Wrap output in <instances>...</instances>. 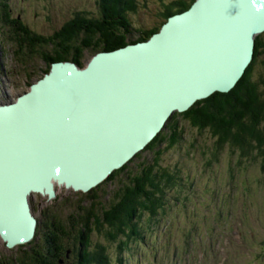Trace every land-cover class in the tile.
<instances>
[{
    "label": "water",
    "instance_id": "obj_1",
    "mask_svg": "<svg viewBox=\"0 0 264 264\" xmlns=\"http://www.w3.org/2000/svg\"><path fill=\"white\" fill-rule=\"evenodd\" d=\"M264 32V0H194L148 39L66 60L13 101H0V238L29 243V198L55 185L99 186L162 131L174 112L230 91Z\"/></svg>",
    "mask_w": 264,
    "mask_h": 264
},
{
    "label": "rangeland",
    "instance_id": "obj_2",
    "mask_svg": "<svg viewBox=\"0 0 264 264\" xmlns=\"http://www.w3.org/2000/svg\"><path fill=\"white\" fill-rule=\"evenodd\" d=\"M135 1L136 10L127 13L132 38L142 29L157 25L162 4L172 0ZM5 2L11 10L10 18L16 17L44 39L54 36L76 14L89 18L100 14L98 0H0V15ZM85 35L84 30H79L75 44ZM0 37V101L7 102L28 91L39 78L46 64L39 53H51L54 42L47 39L45 47L39 46L38 55L22 47L16 50L12 27L2 22ZM92 54L91 48H83L81 62L86 65ZM260 75L264 77V54L254 65V79L259 80ZM261 90L264 91V84ZM178 124L182 138L168 149L164 148L165 142L160 145L164 148L160 163L171 171L178 169L182 182L167 188V203L156 215L141 216L140 238L122 239L125 244L120 245V240H108L103 235V226L102 232L92 230L91 247L101 244L109 264H264V172L260 158L255 152L240 158L239 152L231 151L227 145L217 150L214 158L215 138L207 130L199 132L181 117ZM152 156L145 150L127 165L126 171ZM124 173L102 182L92 192L73 191L56 184L54 198L31 194V199L41 200V241L45 222L53 220L68 228V223L75 222L84 209H92L98 202L107 206L121 181H125ZM99 210L95 209L98 215ZM37 227L36 224L35 240L26 244L7 248L0 238V257L13 255L15 264L23 262L21 248L28 244L33 247V242L40 241Z\"/></svg>",
    "mask_w": 264,
    "mask_h": 264
},
{
    "label": "trees",
    "instance_id": "obj_3",
    "mask_svg": "<svg viewBox=\"0 0 264 264\" xmlns=\"http://www.w3.org/2000/svg\"><path fill=\"white\" fill-rule=\"evenodd\" d=\"M193 1L172 0L163 3L158 14L161 21L149 29H142L135 38H132L130 35L132 28L127 13L136 10L137 2L98 0L100 14L97 18L76 14L55 33V37L47 38L54 42V47L51 48V53L46 51L39 53L40 58L46 63L39 78L49 71L52 62L70 60L84 67V63L81 62L83 48H91L94 54L146 40L152 33L158 31L170 15L188 9ZM1 7L0 23L17 24L25 35L23 34L20 39L14 36V39L22 42V48L26 51L38 55L39 50L36 47L39 44L45 47L47 39L31 33L29 28L16 17L10 18L8 2ZM97 28H108L110 37L102 38L100 41L91 40L89 32ZM79 30H84L88 36L85 35L84 39L75 44L76 33ZM262 54H264V32L256 36L253 59L230 91L214 92L207 98L196 101L188 110L182 113L174 112L162 131L134 157L139 158L145 150H148L153 153L151 159H141L135 169L126 171L127 165L134 159L132 158L104 181L113 179L117 174L125 171V181H121V186L107 206L98 202L93 210L84 209V213L79 214L75 222L68 223V228L51 220V231L43 235L41 241V262L38 264H109L105 248L101 244L91 247L92 230L102 232L103 226L105 227L103 235L108 240H120V245L125 244V240L122 239L129 241L140 238L141 216L145 213L150 216L156 215L157 210L167 203V188H172L183 180L178 169L171 171L160 163L163 149L173 147L182 138L183 133L178 124L179 117L199 132L207 130L215 138V151L212 153L214 158L217 150L226 145L231 151L237 150L240 158L255 152L260 158L261 170L264 172V91L261 90L264 77L260 75L259 80L254 79V65ZM163 142L165 146L160 148ZM96 189L97 187L89 192ZM97 207L100 208L99 215L97 211L95 212ZM34 240L35 238L32 241ZM69 260L72 262L69 263Z\"/></svg>",
    "mask_w": 264,
    "mask_h": 264
},
{
    "label": "flooded vegetation",
    "instance_id": "obj_4",
    "mask_svg": "<svg viewBox=\"0 0 264 264\" xmlns=\"http://www.w3.org/2000/svg\"><path fill=\"white\" fill-rule=\"evenodd\" d=\"M8 11H11L10 8L8 9ZM5 24L12 27L13 39H14V36H16L18 39H20L25 35V33L20 29V27L17 24H15L14 22H9V23H5ZM22 24H24V22H22ZM107 30H108V28L107 29L97 28V29H95V31L89 32V37L91 40H92V38H94L95 40H98V41H100V39H102V38L107 39L108 37H110ZM30 32L34 33L32 31H30ZM15 41L17 42V45H18L16 50H20V48L22 47V42H19L18 40H15ZM39 46H41V44H39ZM39 46L36 48L39 49V51H40ZM29 204H30L32 213H33V215L37 221V226H38L37 230H39V232H40L39 233L40 234V236H39L40 241L36 240L35 242H33L34 244H36L33 247H31L28 244V245L23 246L21 248V250H22L21 253H23L22 258L24 261L21 263H18V264H38L39 262H41V222L44 220L43 218H41V200H38L36 202V200L29 198ZM36 206L38 208L37 216H35V207ZM49 222L51 223V221H49ZM50 223H48V222L44 223V226H46V228H45L46 230L44 232L45 234H43V235H46V233H49L51 231L50 230L51 228L48 227L50 225ZM24 248H25V250H24ZM14 262H15V257L13 255H9L6 257H0V264H15Z\"/></svg>",
    "mask_w": 264,
    "mask_h": 264
}]
</instances>
